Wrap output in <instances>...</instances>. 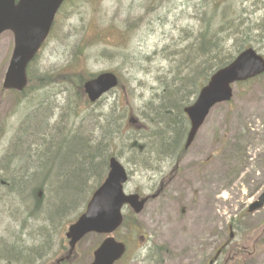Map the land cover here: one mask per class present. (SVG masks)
<instances>
[{
    "label": "rangeland",
    "instance_id": "1",
    "mask_svg": "<svg viewBox=\"0 0 264 264\" xmlns=\"http://www.w3.org/2000/svg\"><path fill=\"white\" fill-rule=\"evenodd\" d=\"M128 17L135 24L142 22L132 29L127 46L119 48L117 34L112 35L110 26L118 27ZM208 18L213 24L211 40L221 46L217 57L222 62L235 56L238 44L250 45L264 58V0H68L56 16L47 43L29 67L27 88L20 94L2 90L13 38L9 32L0 35V250L9 249L0 264H53L67 249L64 233L68 225L99 186L100 178L89 177L81 194L78 183L74 194L62 191H68L74 183L66 165L76 160V154L72 158L71 154L76 152L78 140L73 134L74 138L62 141L66 148L54 147L51 133L61 134L54 131L61 113L63 124L69 119L68 133L82 124L87 128L89 120H95L93 115L98 121L114 106L112 146L96 154L93 163H101L103 169V162L116 158L129 174L125 194L138 192L145 197L156 190L159 172L171 171L173 161L166 151H153L157 146L151 144L156 140L153 135L163 125L158 124L159 130H155L151 121L165 91L175 90L176 81L184 75L173 63L177 58L183 59V66L187 62V55L178 56L190 42L187 33L204 29ZM97 34L108 38L78 55L76 46L82 39L89 42ZM187 65L186 73L193 68L197 76H204L203 65ZM76 66L80 68L75 71L84 73L87 79L111 72L119 79L118 87L94 104H79L80 91L75 90L78 79L59 76ZM187 100L189 104L194 97L188 94ZM45 112L43 132L38 136L41 146L45 143L46 147L38 151L36 143L24 136L22 127L26 125L36 137L38 119ZM129 118L136 121L128 123ZM99 132L95 127L93 134L99 136ZM22 139L27 152L24 157L19 150L20 158L16 149ZM28 154L29 169L18 160H26ZM207 158L211 161L206 166L197 167ZM172 159H177V152ZM185 163V168H191L186 174L191 191L178 197V187L173 186L165 197L148 202L136 217L139 232L128 238V252L117 264H205L211 253L208 238L216 242L215 236L221 237L227 224L233 228L234 245L238 244L239 251L246 248L233 264H245L242 257L251 252L253 234L264 226V207L253 216L240 213L264 192V76L235 85L232 100L210 110L187 151ZM75 164L67 171L77 174L81 169ZM37 167L50 172L52 187L42 182L33 194L37 184L45 180L33 179L36 174L31 170ZM22 182L25 184L17 190ZM79 195V202L59 220L46 216L52 205L71 203ZM182 207L186 209L184 221H180ZM128 212L124 211L126 215ZM263 238L264 234L247 264H264ZM99 240L97 235L86 236L76 246L69 264H89V252ZM37 248L38 254L33 255ZM15 253L20 259L13 257Z\"/></svg>",
    "mask_w": 264,
    "mask_h": 264
},
{
    "label": "water",
    "instance_id": "2",
    "mask_svg": "<svg viewBox=\"0 0 264 264\" xmlns=\"http://www.w3.org/2000/svg\"><path fill=\"white\" fill-rule=\"evenodd\" d=\"M64 0H0V34L11 32L13 49L4 74L2 89L22 92L26 86V68L44 43L54 16ZM264 74V59L253 49H246L224 68L219 69L201 88L194 103L184 109L190 130L185 149L192 143L209 110L232 98V85L245 82ZM118 85L112 73H101L86 81L82 87L89 103H95ZM131 122V119L129 120ZM108 173L102 184L94 191L85 211L70 225L65 233L68 255L86 235L96 234L105 238L92 253L89 264H114L125 252V246L116 242L112 234L122 224V210L128 206L139 214L145 199L136 194L126 195L123 186L127 173L123 166L111 158ZM264 205V192L249 206L250 211ZM231 237V236H230Z\"/></svg>",
    "mask_w": 264,
    "mask_h": 264
},
{
    "label": "trees",
    "instance_id": "3",
    "mask_svg": "<svg viewBox=\"0 0 264 264\" xmlns=\"http://www.w3.org/2000/svg\"><path fill=\"white\" fill-rule=\"evenodd\" d=\"M212 4H213V2H211L210 6H212ZM137 21H138V19H137ZM140 22H142V20H140L139 22H137L135 24V20L132 19L131 17H128L127 19L123 20V22L118 27L115 25L112 26V24H111L110 28L112 29V32L114 31L112 33V35L117 34L116 36L118 37L117 47L122 48V47L127 46V43L129 41V38H130V34L132 33V29L135 28V30H136V27L138 26V23H140ZM207 22L209 24H207ZM211 23H212L211 19L208 18V20H206L207 25L204 29L198 30L197 34H194L193 32L187 33V36L190 38V42H189L188 46L185 48V50L182 53L178 54L179 57H182L183 54L187 55V62L185 63L186 65L188 63H191L192 65L194 63H198V64L203 65L202 70H205L204 76L203 75H200V77L197 76L196 72L193 71V68H190L189 71H187L188 73H186V70L188 69V65L186 67L185 64H184V66L181 64L180 61H183L182 58H177L173 63V64H175V66L177 68L180 66L181 70L184 71V75H183V77H181L179 79V81H176L177 87L175 90L169 89V90L165 91V94L162 96L163 97V101H162L163 103L158 105L157 110H155V112H154V117H153L151 123L154 122L152 125L155 128V130H159L157 128L159 126L158 124L163 125L162 126L163 129L159 130L158 132H155V134L153 135L156 137L155 142H151L152 145L157 144V146H155L156 150H153L156 153H157V151H166L165 153L169 154L168 156H170V155L175 154L176 152H180L179 146H180V142L183 138V134H184V131L186 128V118L183 115V108L190 105L194 101V100L191 101L189 104L187 103L188 102V100H187L188 94L193 96L195 99L197 94H198L199 89L207 82L209 76L214 71H216L217 69H220V68L224 67L225 65H227L234 58V57H230V59H228L224 62H222V60L218 59L217 55L221 54L222 50H221V46H220L219 41L215 42L214 40H211V38L214 36L213 31H211V28L213 27V24H211ZM130 26H133V27H130ZM105 38H108V36L102 35V34H97V36H95L89 42H83V39H82L80 45L76 46L77 50H78L77 54L81 55L83 52H85L87 50V48L94 46V45H98L101 41H105L104 40ZM84 43H87V44H84ZM249 47H250V45L244 46L242 44H238L234 48L235 49L234 55H237L240 51H242L245 48H249ZM176 53H177V51H176ZM173 55H175V54H173ZM76 68H80V67L76 66V67L72 68L71 70L67 69V71L65 72L66 73L65 75L61 74L59 76L63 75V77L65 79H69L70 81H72L73 78H75L76 80L78 79V84H76L77 86L75 87L76 92L80 91L78 102H79V104H81V103L82 104H85V103L88 104V102L84 96L83 90H82V83L84 81H86L87 78H86V75L84 73H81V74L77 73L79 71H75ZM28 71H29V68L27 69V75H28ZM80 71H83V69ZM88 77L91 78L92 76H88ZM255 80H257V79H255ZM255 80H253V81H255ZM192 81H193L194 85H191ZM241 85L242 84H237V86H241ZM184 98H185V100L183 101ZM185 104H187V105H185ZM113 108H114V106H112V109H110L109 112H107L105 115H103V117H101V118L98 117V119H99L98 121H96V116L93 115L95 120L90 119L88 124H87V128L82 124L81 126L75 127L74 130L68 131V133L65 130H66V126L69 123L68 122L69 116L67 117L68 120L65 121V123L63 124L64 115H63V113H61V116L59 117V121H58L57 125L54 127V131H57V132L60 131L59 133H61V134L56 136V134L51 133L53 140L55 138V142H56V143L53 142L54 147H56L57 149H59V147L66 148L62 141L74 138V137H72L73 134L75 135V137H77V140H78L77 141L78 146L74 147V150H76V152H72V154H71V158H72L73 153L76 154V160L74 161L72 159V161L66 165V173L68 174L70 179L74 180V183L71 186L69 185L70 188H68L69 189L68 191H66V188H64L62 190L65 195L72 194V193L74 194L75 190H77V188L79 189L78 191L81 194L82 190L84 188V184L86 182L85 180H87L89 177L90 178H96V177L100 178L99 184L104 179L106 172H107V169H108L106 161L102 163L104 165L103 169H101V163L95 165L93 163V161H94V157H96V154L98 155L101 151H107L109 149V147L112 146V144H111L112 131H113L112 126L114 125V120H115L114 117L112 116V113L114 112ZM46 112L48 115V113L50 111L48 110ZM46 112L43 115H41L38 119L37 123H39V126H38V129L36 132V135H37L36 137H33L32 132L26 127V125L22 127V132H24V136H27L26 138L28 140H32V141H34V143H36L35 146H36L37 150L39 149L38 151H40L44 147H46L45 143L41 146L40 137L38 136L40 133L43 132L41 129H42L43 124H44V118H45ZM95 127L100 129L99 136H96L95 134H93ZM62 129H63V132H62ZM39 131H40V133H39ZM59 138H61L62 140H60ZM24 146H25V141H23V139H22L19 148L16 149V153L19 154L18 151L21 150V154L24 155V157H25L27 150ZM137 147H141V146L138 145ZM37 150H35L36 154H37ZM65 150L66 149H64L61 152L63 153V152H65ZM44 152L46 153V151H44ZM38 156H39V153H38ZM20 158H21V155H20ZM20 158H18V160H20L23 167L25 166L26 168L29 169L30 168V162H31V158H30L29 154L27 155L26 160L24 159V161H22V159H20ZM35 161H37V159ZM39 162H41V164H43L42 160H40ZM75 162L77 163V165L76 164L75 165L77 167H80L81 170L77 174L71 173V171L68 172L67 170L70 169L74 165ZM3 167H4L3 170L7 169L6 164H4ZM37 171H38V173H37ZM101 171H103L104 174L101 175ZM32 172L34 175L36 174V177H33L34 175L31 176V177H33V179L34 178L38 179V177H43V179H45V180H42L39 184H37L36 188L33 190V194H36V189L40 187L38 185L42 184V182L47 181L49 186L52 187V185L50 183V172L47 171V169H42L39 171V168L37 167V169L31 170V173ZM43 172H45L46 175L45 174L42 175ZM59 179L60 178L58 177V180ZM31 182H32V180H31ZM70 182H72V181H70ZM77 183H78V187L74 188ZM24 184H25V182H22L20 184L18 183L17 190L20 189L19 185H24ZM5 185H7V184L5 183ZM28 187H30V186H27L26 188H28ZM26 190H28V189H26ZM30 190H31V188L29 189V191ZM91 194H92V192H91ZM91 194H90V196H91ZM79 198H80V195H79V197L74 199V201L71 203L65 201V202H60L61 204L52 205V207H50L47 210L48 212L46 213V216L47 217L49 216L50 218L56 217L57 220H59L65 213L69 212V210L75 206L74 204H77L79 202ZM88 200H89V198L86 200L85 205L88 202ZM85 205L83 206V210H84ZM82 212H80L78 214V216ZM78 216H77V218H78ZM74 221L70 222V224L73 223ZM137 223L138 222L134 216H132L130 214L124 215L123 223H122L120 229L114 235L115 238L118 241L123 242L126 245V247L129 248L130 243H129L128 238L131 235L135 236L136 234H138L139 229H140L139 225ZM100 240H101V238H100ZM97 244L94 245V247L92 248V251L96 248V246H98ZM30 250H32V249H30ZM38 250H40V249L37 248V249H35V251L33 250L32 254L33 253L38 254ZM8 251H9V249H8ZM8 251L7 250L5 251V248H4V250L1 249L0 250V258L1 257L4 258V255H9ZM24 251L26 252L28 250H24ZM74 252L69 257V260L64 261L62 264H69L70 261H72V257L74 256ZM67 253H68V249H65V253L61 257L65 258L67 256ZM89 253H90V258H91L92 252H89ZM16 255H17V253H15L13 257L20 259ZM30 259H32V258H29V260ZM13 260H16V259H13ZM21 260H23V259H21ZM21 260H18V262ZM243 261L245 264L248 263V259H246V258H244ZM15 262L17 263V260Z\"/></svg>",
    "mask_w": 264,
    "mask_h": 264
},
{
    "label": "flooded vegetation",
    "instance_id": "4",
    "mask_svg": "<svg viewBox=\"0 0 264 264\" xmlns=\"http://www.w3.org/2000/svg\"><path fill=\"white\" fill-rule=\"evenodd\" d=\"M187 151H185V153L182 155V157L180 159H178V161L176 159L172 160L173 161V168L171 171H167V170H162L159 172L158 174V182H157V188L156 190H154L151 194H149L147 197V199H149V201L147 202H151L153 200L156 199H161L163 197L166 196L167 193L170 192V188L173 186L178 187L177 190V195L178 197L180 196V194L182 192H190L191 191V186L187 180V176L186 174L189 173L190 169L185 168L186 164L185 163V158H186V153ZM166 160V159H165ZM210 159L208 158L207 160H205L204 162H200L199 164H197V167H200L201 165L205 164L204 166H206V162H208ZM169 164V163H168ZM152 194H156V198L155 196L152 197ZM180 199H177L175 202L178 205ZM185 213H186V209L184 207H182L180 209V214H181V219L180 221H184L186 220L183 219L185 217ZM240 213H245L244 209L241 210ZM182 224V223H181ZM229 233H230V228L228 226V224L225 226V228L223 229L222 235L221 237H218L217 235L215 236L216 238V242H211L212 241V237L208 238V247L211 248V253L209 255V257L207 258L205 264H208L210 262H212L213 260V264H230L231 262L234 261L235 259V253L233 255H229V253H231V247L234 244V240L230 241L229 240ZM142 239L144 240V237H142ZM242 249V248H241ZM243 251V250H241ZM223 257H225L223 259Z\"/></svg>",
    "mask_w": 264,
    "mask_h": 264
}]
</instances>
